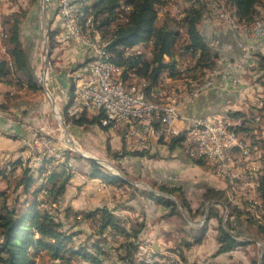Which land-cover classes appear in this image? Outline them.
<instances>
[{
  "label": "trees",
  "instance_id": "trees-1",
  "mask_svg": "<svg viewBox=\"0 0 264 264\" xmlns=\"http://www.w3.org/2000/svg\"><path fill=\"white\" fill-rule=\"evenodd\" d=\"M83 1V11L87 17L90 10L93 21L98 22L99 35L107 42L104 49L111 55V60L118 66L124 68V75L121 78L126 84L127 78L134 76L142 80L147 95L156 93L160 84V75L166 69L171 70L170 78L183 79V85L188 82L200 81L207 71L214 65V57L217 53L208 46L200 34L198 27L203 18V9L199 4L192 5L181 18H173L166 14L164 22L158 25L157 7L164 3L163 0H81ZM225 3L235 10V15L240 22L246 24L256 15V6L261 0H224ZM86 5V6H85ZM26 14L13 15L11 19L6 18L0 23L4 28L7 27L4 46L6 47L7 58L0 60V80L8 85L24 88L31 91L40 90L37 84L34 70L31 66L28 54L21 41V23ZM101 17V19H100ZM104 28V29H103ZM5 30V29H4ZM55 32L49 33V40L52 41ZM185 37L188 44L184 45ZM1 39V41H2ZM148 49V56L144 52L130 54L127 48L134 46H144ZM180 45V46H179ZM122 48V49H121ZM189 51L192 54V65L190 69H183L184 72L175 71V64L182 55L181 51ZM130 54V55H129ZM257 69L264 72V54H256ZM213 58V59H212ZM201 66V67H199ZM194 69V71H192ZM200 69V70H198ZM198 70V71H195ZM192 73H195L191 75ZM131 73V75H128ZM173 77V78H172ZM172 83H174L172 81ZM73 83H71L72 90ZM131 86V85H129ZM137 88H129L138 90ZM0 109L4 110L3 103ZM257 111L260 114L264 111L263 107L251 108L250 112ZM229 116L239 118L244 117V112H227ZM88 119L85 114L80 118H68L67 122H72L76 127L86 124L98 123L102 130L108 127L100 124L101 114ZM251 129V128H247ZM167 147L170 151L179 147L185 148L183 137L171 140ZM65 151V150H64ZM64 151L63 157H64ZM143 152L127 151L122 147L119 153L114 154L113 158L122 159L126 156H140ZM188 154V153H187ZM191 159L192 157L188 155ZM55 158L44 157L39 166L32 167V170H45L48 173L43 183L39 184L37 190L31 193V197L20 202L19 198H11L5 191H0V264H72L75 259H79L82 264H145L137 255L138 245L143 242L140 238L143 224L134 221H127L117 217L113 210L102 206L92 211H75L71 208H58V202L64 194L66 184L70 174L67 173L63 164L58 163L54 170L48 169L54 165ZM57 162V161H56ZM91 168L88 176L91 178H101L103 180H115L124 183L118 176H114L102 169L96 161L89 159ZM197 165H204L201 159H191ZM24 169L23 175L18 185H23L28 190L33 177L31 169ZM53 167V166H52ZM119 167V166H118ZM57 168L59 171H57ZM122 171V168L119 167ZM40 170V171H41ZM264 171V167L261 169ZM124 173V172H123ZM152 188L158 193L150 191L144 192L145 195L153 197L160 204L168 209V213L177 212V207L185 209L190 220L199 215L206 201H210L208 218L218 219L216 239L219 247L214 256L229 252L234 248L245 245L249 239L238 240L233 227L226 222V229L222 225V218L212 207L211 201L228 205L227 196L223 192L215 189H207L203 193V201L200 208L193 210L181 188L167 186L163 184H152ZM139 191H134L131 196H135ZM258 192L262 199L264 209V174L261 176L258 185ZM38 197V194L41 195ZM141 194V192H139ZM241 211L245 216H249L256 222H250L253 226V237L251 239L262 242V254L259 264H264V219L255 218L250 211L254 205L253 201L241 200ZM231 212L239 217L240 212L235 208ZM231 213V215H232ZM81 229H88L83 233ZM85 235L82 240L77 237ZM235 234V236H234ZM192 241H183L179 246L170 251L175 252L181 259V264H197L189 262L184 249H189L193 243L200 241V236L194 235ZM249 238V237H247ZM116 243V244H115ZM210 260L206 264H214ZM158 264V263H154ZM217 264V263H215ZM252 264H258L253 261Z\"/></svg>",
  "mask_w": 264,
  "mask_h": 264
},
{
  "label": "crops",
  "instance_id": "crops-1",
  "mask_svg": "<svg viewBox=\"0 0 264 264\" xmlns=\"http://www.w3.org/2000/svg\"><path fill=\"white\" fill-rule=\"evenodd\" d=\"M6 3V0H0V7L3 8L0 9L2 18H10L13 15L22 14V12L27 16L29 8L8 14L9 12L5 11ZM32 4L34 9L31 8L30 12L35 13L40 10L44 19L53 18V20L51 19V25L46 28V39H49L50 32H55V37L61 27V18L58 14L56 3L52 2L44 7L41 0H33ZM23 21L20 30L21 41ZM206 23L207 20L202 18L198 30L208 43L210 49L214 53H217L214 44L210 40V38H216L219 40L220 49L227 56L237 57L239 54V46L232 41L230 32L214 30ZM54 37L51 41L52 49L47 54L49 56L54 55L59 57L62 67H66L67 64L76 63V65L68 66L66 71L64 70L60 76L54 75V79L50 75L51 69L48 73L50 83L53 79L54 83H57L61 89L59 90L61 93H58L62 98L59 110L61 111L62 109V112L67 116L66 110L73 91L71 90V83L74 86L76 82L75 77H72V75L86 63L88 55L84 53L75 54L74 49L77 46L76 43L71 42L67 45H61ZM4 42L5 40L2 39L1 41L0 39V58L3 59L7 58V54L3 52ZM134 47H136L137 54L144 52L138 49L142 47L140 44ZM145 53H149L147 49ZM180 72H184V70L181 69ZM184 79L173 78L172 81L174 83H182ZM126 80L128 82H134L137 78H127ZM142 84V80H139V85ZM217 84L218 86L216 88L201 94L191 104L178 106L179 126H185L182 120L185 116H201L230 111L245 113L253 107L256 108L258 101H264V72L258 69L240 75L236 86H226L220 82H217ZM241 89H245V92L243 93ZM15 90L16 87L14 85H8L5 81L0 80V104L3 103L5 106L4 110L0 109V191H5L12 199L19 198V201L23 202L26 198L31 197L33 191L38 189L39 184L43 183L48 173H45V170H30L29 168L34 179L31 187L26 190L23 185H18L24 169L28 168L26 165H28L27 156L29 154V148L26 140L31 137V130L29 128L34 126V124H30L29 118H21V116L36 110L37 105L33 97L38 96L40 92L28 90L26 89V85L22 92L20 89L18 90L20 92H15ZM15 93L20 95L14 96ZM50 99L53 101L52 97ZM53 104L56 118L59 119L61 118V114L54 102ZM97 115V112L93 110L85 113L88 119L93 116L96 117ZM261 116L264 123V111L261 113ZM19 117L20 119H18ZM106 127H108L105 130L106 132L108 131L111 135H115L114 139H119L122 142L121 147H124L127 151H135L138 149L143 154L140 156H126L118 160V166L122 168V171L120 170L122 175H112L120 177L125 181L124 183L116 182L113 179L103 180L101 178H91L88 176L90 169L85 172L75 171L72 168L75 162L60 161L59 163L63 164L67 173L70 174L64 194L58 202V208L60 210L71 208L75 211L89 212L96 208L106 206L111 211L113 210V213L117 217L123 220L142 223L144 227L141 231L140 238L154 251L161 254L171 252L170 250L177 246L184 248L181 244L183 241L193 242L192 236H200L198 243H193L189 249H184V254L191 263L206 264L207 260L217 264H233L230 262L232 260L236 262L242 260L244 264H252L254 260L257 263L260 262L263 244L254 238L251 239L254 233L253 226L249 222L256 221L241 212L245 211L241 208V200H245L246 197L237 198L227 177L219 169L205 162L202 166L194 164L191 162L192 158L189 159L187 150L185 151L184 148L177 147L170 151L167 147L169 142H163L154 137L149 139L146 147L143 146L144 148L139 147L140 144L134 141L128 144L122 140L123 138L119 130L118 132L117 129L110 128L109 126ZM77 128L82 129L83 126L75 127L73 130L74 133L78 132ZM258 135L257 159L259 160V166L263 168L264 130L259 128ZM84 157L87 158L86 156ZM57 164L56 166H58ZM56 166L52 167L51 172ZM69 167L71 168L70 172ZM59 169L57 168V171ZM262 172L263 175L264 171L262 170ZM262 175L259 176V180ZM155 183L181 188L193 210L200 208L203 201V193L207 189H215L223 192L227 196L226 202L228 205H221V203L215 204L214 201H211L213 202L212 207L218 212V216L222 218V225L225 229L226 222H228L233 227V231L238 234L236 238L238 240L249 239V241L247 240L249 243L245 244L246 246L243 244L229 252L214 256L219 247L216 239L219 222L216 218L207 217L210 201L204 203L201 212L193 220L189 219L188 213L180 206L177 207V212L167 214L168 209L165 206L153 197L144 194L147 191L158 194L152 188V184ZM245 190L247 194H244V196L248 197L249 194L260 198L257 189L255 191L251 188H245ZM134 191H139L141 194L138 192L135 196H131V193ZM240 193L243 194V192ZM42 195V193L41 195L38 194V197ZM248 198L249 201L258 203L254 199ZM234 208L241 213L239 217L231 212V209L233 210ZM223 210L228 215L226 220H224ZM201 217L204 220L199 222ZM249 230L253 234H249ZM147 250L151 251L148 248ZM254 253L258 254V260L257 258L253 260Z\"/></svg>",
  "mask_w": 264,
  "mask_h": 264
},
{
  "label": "built area",
  "instance_id": "built-area-1",
  "mask_svg": "<svg viewBox=\"0 0 264 264\" xmlns=\"http://www.w3.org/2000/svg\"><path fill=\"white\" fill-rule=\"evenodd\" d=\"M52 2L56 3L60 18L61 15H68V23H61L60 30L54 37L55 40L61 45L74 42L77 45L74 49L75 54L88 55L86 63L72 75L77 81V90L75 104L70 110L71 118H80L87 111L93 110L102 115L100 118L102 126L119 130L126 143L130 144L134 141L142 148L146 147L151 137L170 142L182 136L185 148L189 150L192 159H201L210 166H218L227 176H235L243 194H247L245 188L258 191L261 175V167L257 159L258 129L264 130L261 114L257 111L251 113L249 110L245 112L244 117L239 118L231 117L227 112L185 116L182 118L185 126L181 127L178 125V106L191 104L201 94L216 88L217 82L226 86H236L240 75L257 70L256 54H264V16H258V26L241 28L233 19V7L227 5L224 0H207L209 17L206 24L214 30L229 31L232 41L239 46L238 56L235 58L227 56L220 49L219 40L210 38L217 50V60L214 69L210 72V81L206 88L187 89L185 84L181 88L163 89V77L171 73V70L166 69L161 73L158 93L147 95L144 87H139L140 79L137 78L134 84L121 83L124 68L115 66L111 59L94 53V46H107V42L93 28V19L89 14L87 15L88 37H80L74 35L72 28V21L76 18L73 0H41L44 7ZM5 37L6 31L0 24V39ZM148 43L150 41L144 42L146 56L149 55L145 53V44ZM187 44L188 40L185 37L184 45ZM3 52L6 53L5 46ZM181 53L175 64V71L190 69V66L196 65L192 64V54H189V51L185 52L182 49ZM130 54H136V47L130 50ZM187 55H190V58H187ZM51 67H62L59 57L50 55L45 65V77L48 76ZM103 74L111 75L112 86H104ZM128 85H138V92H128ZM241 91L244 93L245 89ZM46 96L52 97L47 88ZM61 101L59 95L51 100L58 111ZM262 107L263 101L260 100L256 103V108ZM60 120L62 121L61 118ZM29 129L31 137L26 140V144L29 148L27 162L30 169L41 157H52V151L64 150L67 147L61 135L53 137L45 127L32 126ZM57 163L59 162L54 161V164ZM248 197L257 201L260 209L264 210L261 196L257 198L248 194ZM223 216L226 220L228 215L225 210ZM142 252L143 250L137 249L139 258ZM156 258L174 264L172 252L159 253V257Z\"/></svg>",
  "mask_w": 264,
  "mask_h": 264
},
{
  "label": "rangeland",
  "instance_id": "rangeland-1",
  "mask_svg": "<svg viewBox=\"0 0 264 264\" xmlns=\"http://www.w3.org/2000/svg\"><path fill=\"white\" fill-rule=\"evenodd\" d=\"M32 1L31 0H6L7 3L5 6V11L9 12L8 14H10L11 12L13 14V13H16L17 10L22 11L25 8H29L28 14L22 24V33H21L22 42L28 54L31 66L34 70L37 84H39L40 86V90L36 92H40V93H38L39 94L38 96L33 97L34 98L33 100L34 102H36V105H37L36 107L38 109L36 108V110L34 111H30L27 114H23L24 116H21V118L23 117L29 118L31 122L29 123L34 124V127L36 128L40 126L45 127V130L49 132L50 135H52L53 137H60L61 135V139L65 141V143L67 144V147L64 148L65 151L55 150L56 154L60 156L59 158H56L55 161L57 162H60V161L72 162L73 161L75 162V165L73 164L72 168L75 171L85 172L86 170L91 168V165L89 162L90 158L88 157L92 156V157L99 159L102 169L105 170L106 172L110 174H118V175L121 174L122 175L118 167V159L113 158L114 154L119 153L120 149L122 148L121 147L122 142L119 139H114L115 135H111V133H109L108 131L106 132L102 130L99 127L97 122H95L94 124H86L83 126L82 129L77 128L78 132L74 133L73 130L75 129L76 126L72 122H67L68 117L65 115L64 112H62V109L61 111L59 110L62 121H59V119L56 118L54 108L52 106L50 98L47 96L45 97L46 88L50 92L52 98L58 95V93H61L59 92V90H61L60 87L58 86L57 83H54L53 81L54 75L60 76V74L64 70L66 71L68 66L76 65V63L75 64L71 63L69 65L67 64L66 67H51V73L53 72L52 74L50 73V75L53 76L51 83L48 78L49 74L46 77L44 76L45 75L44 74L45 65L50 57L47 54V52H50L52 49V42L48 38L46 39V28L51 25V21L53 20V18H51L52 20L50 18L44 19V17L41 15L40 10L35 13L30 12L31 8L34 9ZM163 1L164 3L157 7V10H158L157 24L158 25L164 22L166 14L170 17L175 18V15L178 16L180 13L186 12V10L190 8L189 7L188 9H186L187 3H188L187 0L185 1L184 0H163ZM1 8L2 7H0V9ZM263 11H264V0H261V2L256 6V13H255L256 16L264 13ZM87 13L93 19V16L90 10L87 11ZM12 17L13 16H11L8 19H11ZM4 20L5 18H2L0 14V23H3ZM98 22L99 21H97L96 23L94 21L92 22L94 29L98 30L97 28V26L99 25ZM202 23L204 24V22ZM4 29L6 31L7 27ZM138 49L141 51H144V46L139 47ZM146 49L148 51L149 48L146 46L145 50ZM187 58H190V55H187ZM198 70H195V71H198ZM192 71H194V69ZM49 72H50V69L48 73ZM193 74L195 73L191 72V75ZM128 87L135 88V89L137 88L135 85H131V86L128 85ZM19 89L22 92L24 88L16 87L15 92H20L18 91ZM18 95L20 94L18 93L14 94V96H18ZM58 103L57 105L60 104ZM93 117H90L89 119H92ZM18 119H20V117ZM70 131L72 134L70 133ZM62 151H64V157H63ZM135 151H139V150L137 149ZM83 154H85L87 158H85ZM54 166H56V164H54L53 167ZM70 170L71 168L69 167V172ZM203 220L204 219L201 217L199 219V222ZM79 228L81 229V227ZM81 230H83V233L85 234L87 233L88 229H81ZM248 232L249 234H253L250 230ZM84 234L81 235L80 237H77V240H82L85 236ZM141 243L142 244H139V246L141 245L146 246L149 250H151L150 252L153 254V256H155L154 263L169 264L168 262H164L162 258H156V257H159V253L154 251L147 243H144V242H141ZM172 254H176V253L172 252ZM256 258L258 260V254L254 253L253 260ZM141 259L144 262L145 255L141 256ZM159 259L161 261H159ZM230 262H232L233 264H244L242 260L240 262H236L235 260H232ZM72 264H82V263L81 261L79 262V259H75L72 262ZM197 264H201V263H197Z\"/></svg>",
  "mask_w": 264,
  "mask_h": 264
},
{
  "label": "bare ground",
  "instance_id": "bare-ground-1",
  "mask_svg": "<svg viewBox=\"0 0 264 264\" xmlns=\"http://www.w3.org/2000/svg\"><path fill=\"white\" fill-rule=\"evenodd\" d=\"M187 1H188V3L186 6V9L191 7L192 5L199 4L201 6V8L203 9V19L208 20L209 8L207 7V0H187ZM83 5H84L83 1L73 0V7H74V10L76 11V18H74V20L72 21V28L74 29V35H80V37H88L87 17H85L86 15L84 14L85 10L83 11ZM184 13L185 12L180 13L178 16L175 15V17H177L179 19L184 15ZM258 16H264V13L257 15V16L255 15L254 18H252V20L250 22L244 24V23L240 22V19L235 15V10L233 11V19L235 22H237V26H241V28H250L251 26H258ZM61 23H68V15H61ZM104 47L105 46H94V53H99L100 57H105V58L111 59V55L104 49ZM132 48H129V49L127 48V51L130 52V50ZM216 60H217V56L214 57L215 63H216ZM112 63H114V62L112 61ZM115 66H118V65L115 64ZM214 67H215V65H214ZM214 67L210 71H207L200 81L188 82V83H184L183 85L172 83V80L170 78V74L168 73L167 75H165V77H163V89L181 88V87H184L185 84H186L187 89H204V88H206L208 82L210 81V72L214 69ZM160 78H161V75H160ZM103 81H104V86H112V79H111L110 74H103ZM121 83L126 84L123 82L122 78H121ZM159 87H160V84H159ZM159 87H158V90H159ZM72 90H73L72 95L70 97L71 99H70L68 108L66 110L67 116L69 118H71L70 110L72 109L73 105L75 104V94H76V90H77V81L75 82ZM128 92H138V90L135 91L133 89H128ZM156 93H158V91ZM187 153H188V155H190L192 157V155L189 154V150H187ZM59 157L60 156L58 154H56L55 150L52 151V157L51 158L56 159ZM43 158L44 157H41L35 165H32V167L39 166L41 164ZM28 166H29V162H28ZM214 167L219 169L218 166H214ZM222 174L227 177L229 183L231 184V186L233 188L234 194L237 196V198L246 197L245 200L246 201L249 200V198L247 196H244V194L239 192L240 188L237 184L235 176H227V174L223 173V172H222ZM240 205L242 206V204H240ZM250 211L253 213L255 218L264 219V210L260 209V205L258 203L255 202L254 205L251 207ZM138 249L143 250V252L141 253V256L145 255L144 262L146 264H154L155 256H153V254L150 251H148L145 246H143V245L139 246L138 245ZM159 261H161V260L159 259ZM172 261H174V264H181V259L177 254H172Z\"/></svg>",
  "mask_w": 264,
  "mask_h": 264
},
{
  "label": "water",
  "instance_id": "water-1",
  "mask_svg": "<svg viewBox=\"0 0 264 264\" xmlns=\"http://www.w3.org/2000/svg\"><path fill=\"white\" fill-rule=\"evenodd\" d=\"M83 156H86L85 154H83ZM87 157V156H86ZM88 158H90V159H92V160H94V161H96L97 163H99L100 164V162H99V159H97V158H95V157H88ZM118 175V174H117Z\"/></svg>",
  "mask_w": 264,
  "mask_h": 264
}]
</instances>
